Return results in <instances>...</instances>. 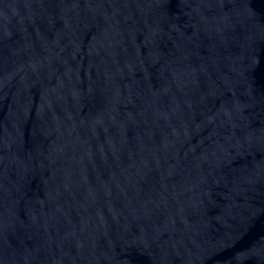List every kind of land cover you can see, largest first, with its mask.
Wrapping results in <instances>:
<instances>
[{
	"label": "water",
	"instance_id": "water-1",
	"mask_svg": "<svg viewBox=\"0 0 264 264\" xmlns=\"http://www.w3.org/2000/svg\"><path fill=\"white\" fill-rule=\"evenodd\" d=\"M0 264H264V0H0Z\"/></svg>",
	"mask_w": 264,
	"mask_h": 264
}]
</instances>
